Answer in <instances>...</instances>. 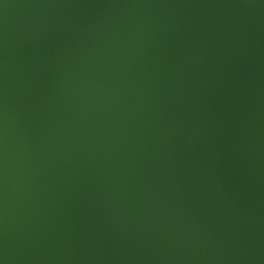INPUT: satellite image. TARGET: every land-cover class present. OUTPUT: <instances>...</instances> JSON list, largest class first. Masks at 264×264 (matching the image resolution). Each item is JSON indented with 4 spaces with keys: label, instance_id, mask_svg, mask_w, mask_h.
I'll list each match as a JSON object with an SVG mask.
<instances>
[{
    "label": "water",
    "instance_id": "obj_1",
    "mask_svg": "<svg viewBox=\"0 0 264 264\" xmlns=\"http://www.w3.org/2000/svg\"><path fill=\"white\" fill-rule=\"evenodd\" d=\"M0 264H264V0H0Z\"/></svg>",
    "mask_w": 264,
    "mask_h": 264
}]
</instances>
